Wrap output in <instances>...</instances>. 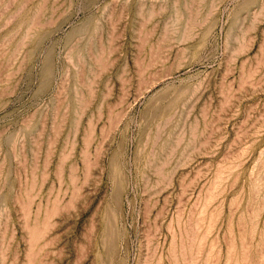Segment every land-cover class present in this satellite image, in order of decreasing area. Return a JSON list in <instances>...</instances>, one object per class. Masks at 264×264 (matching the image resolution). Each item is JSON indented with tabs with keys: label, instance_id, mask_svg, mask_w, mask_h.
<instances>
[{
	"label": "rangeland",
	"instance_id": "rangeland-1",
	"mask_svg": "<svg viewBox=\"0 0 264 264\" xmlns=\"http://www.w3.org/2000/svg\"><path fill=\"white\" fill-rule=\"evenodd\" d=\"M0 264H264V0H0Z\"/></svg>",
	"mask_w": 264,
	"mask_h": 264
},
{
	"label": "bare ground",
	"instance_id": "bare-ground-1",
	"mask_svg": "<svg viewBox=\"0 0 264 264\" xmlns=\"http://www.w3.org/2000/svg\"><path fill=\"white\" fill-rule=\"evenodd\" d=\"M212 2H213V1H212ZM211 4H212V3H211ZM109 107H111V106H109ZM109 110H110V109H109ZM111 112H112V109H111ZM116 113H117V112H116ZM110 115H111V114H110ZM117 116H118V115H116V117H117ZM122 116H123V115H122ZM116 117H115V118H116ZM109 118H110V117H109ZM115 118H114V119H115ZM120 118H121V117H120ZM117 119H118V118H117ZM119 120H120V119H118L117 121H119ZM147 120H148V119H147ZM114 121H115V120H114ZM157 122H158V121H157ZM116 124H117V123H116ZM153 124H154V123H153ZM155 126H156V125H155ZM115 173H116V172H115ZM115 175H116V174H115Z\"/></svg>",
	"mask_w": 264,
	"mask_h": 264
}]
</instances>
